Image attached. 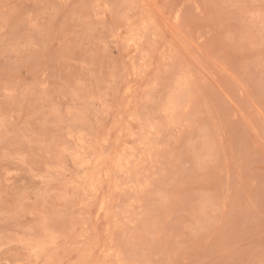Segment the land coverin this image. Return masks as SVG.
Listing matches in <instances>:
<instances>
[{
  "label": "rangeland",
  "instance_id": "rangeland-1",
  "mask_svg": "<svg viewBox=\"0 0 264 264\" xmlns=\"http://www.w3.org/2000/svg\"><path fill=\"white\" fill-rule=\"evenodd\" d=\"M0 264H264V0H0Z\"/></svg>",
  "mask_w": 264,
  "mask_h": 264
}]
</instances>
